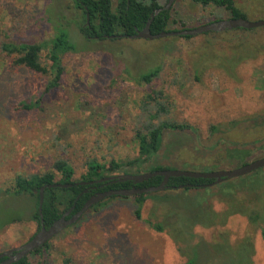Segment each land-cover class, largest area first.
<instances>
[{"label": "rangeland", "instance_id": "1", "mask_svg": "<svg viewBox=\"0 0 264 264\" xmlns=\"http://www.w3.org/2000/svg\"><path fill=\"white\" fill-rule=\"evenodd\" d=\"M234 2L247 19H264V0ZM231 17L224 6L174 0L167 29ZM83 18L74 0H0V252L39 228L36 197L12 192L18 175L54 170L59 180L54 163L65 159L79 180L90 159L134 158L135 130L150 114L197 130H167L148 167L210 172L264 157V26L87 39ZM62 30L76 51L62 55L64 72L50 89L55 72L16 65L18 54L2 49L50 42ZM50 47L41 54L48 67ZM154 68L151 82L140 79ZM138 206L134 196H109L27 257L35 264H182L196 256L199 264H264L261 225L250 220L264 224V167L206 187L152 192L141 218ZM147 220L166 222L171 233Z\"/></svg>", "mask_w": 264, "mask_h": 264}, {"label": "trees", "instance_id": "2", "mask_svg": "<svg viewBox=\"0 0 264 264\" xmlns=\"http://www.w3.org/2000/svg\"><path fill=\"white\" fill-rule=\"evenodd\" d=\"M76 6L83 11L84 22L79 26L80 31L87 39L99 38L106 39V35H121V37H128V35L136 33L137 29H143L150 19L155 9L163 7L165 1L160 0H74ZM203 5H217L224 6L228 9L232 17H246V14L235 5L234 0H195ZM89 12L90 22L87 23L86 15ZM170 19V10H163L157 14L152 23V33H160L163 30H168L167 26ZM220 20V19H218ZM189 28V27H188ZM186 29V28H184ZM68 31L62 30L60 34L55 35L51 41H44L40 43H14L4 42L2 49L9 55L18 54L15 59L16 65L24 66L34 72L46 74L49 71L55 72L54 79L49 83L48 88L55 87L64 72L62 65V55L67 51H76L75 44L69 40ZM119 37V38H121ZM183 37L189 38L190 35ZM110 39H118L110 38ZM48 57L50 66H46L41 61V54L43 49L49 47ZM160 68H154L149 72L141 75L140 79L145 82H151L159 75ZM28 106V105H25ZM159 115L150 114V118L142 123L141 127L135 130V139L138 144V155L134 158L117 161L112 159L109 163H101L97 159H90L87 161V170L82 175L81 179L75 180L73 178L75 170L65 159H58L54 163V169L61 175L59 180H56V172L49 170L43 173H33L31 175H18L15 179L13 193L16 195H27L28 197H36V207L32 218L38 221L40 225L39 213V199L40 189L44 185L52 183H72L71 187H54L46 188L44 192L43 215L45 227L51 225L54 221L61 218L63 213L74 206L75 211L80 210L86 201L95 194L94 190H88V184H82V181L98 180L106 176L121 175L125 173L140 174L148 171H155L158 169H170L167 166L155 165L148 167L151 160L156 157L161 149L164 134L167 130H184L192 129L196 132V128L188 123H177L168 120H156ZM145 169V170H144ZM163 180V176L157 175L142 183H134L132 180L117 181L109 184L103 188H98V192H103L111 189L131 188L135 187H149L158 186ZM213 179L191 178L186 176L170 177L168 185L169 188L175 187L178 190H189L191 188L206 187ZM78 183V184H76ZM192 184L191 187L179 188L180 185ZM99 185V184H94ZM152 192L131 195L135 197V201L139 204L135 213L138 218H141V204ZM123 196V195H114ZM113 197V196H112ZM127 197V196H123ZM104 200V199H103ZM102 201V200H101ZM100 201V202H101ZM96 203L92 207L98 205ZM91 207V208H92ZM87 211V210H86ZM259 217L255 215L250 216L252 223L261 225V234L264 240V224L258 223ZM149 225L158 232H170L171 225L166 222H154L147 220ZM37 233V232H36ZM182 235L181 233L179 234ZM186 235L192 237L193 234L189 231ZM35 234L29 239L31 240ZM185 237V236H184ZM187 237V238H188ZM183 238V235H182ZM28 240V241H29ZM40 249H35L38 252ZM201 263V262H200ZM11 264H35L29 260L27 256L11 263ZM182 264H199L197 256L189 258Z\"/></svg>", "mask_w": 264, "mask_h": 264}, {"label": "water", "instance_id": "3", "mask_svg": "<svg viewBox=\"0 0 264 264\" xmlns=\"http://www.w3.org/2000/svg\"><path fill=\"white\" fill-rule=\"evenodd\" d=\"M174 0H169L168 3L162 7L157 8L154 13L151 14L150 19L147 21V24L143 29H137L136 33L128 35L130 38H144V39H157L163 38L167 36H184V35H199L209 31H225L229 29H235L237 27L253 29L255 27L264 26V19L251 21L246 17H231L226 19L215 20L212 22H208L202 25H198L193 28H186L181 30H163L160 33H152L151 31V23L154 17L159 14L162 10H167L170 8ZM87 23L90 22V14L89 12L86 15ZM107 38H116L121 37V35H106ZM264 167V157L256 159L250 163H246L243 166L233 169V170H221V171H210V172H200V171H193V170H183V169H158L155 171H148L140 174H133V173H125L121 175H112L106 176L98 180L92 181H82V184H93L102 181L109 180L110 182H117V181H127L132 180L134 183H142L147 181L148 179L161 175L163 176L162 182L158 186H149V187H131V188H121V189H111L106 190L103 192H97L92 195L84 204V206L75 214L74 217L71 219H66L65 216H62L59 220H56L54 224L50 228L45 227L44 223V215H43V203H44V192L45 189L54 188V187H71L72 183H52L50 185H44L40 189V199H39V213H40V225L41 229L35 236L29 240L27 243L22 245L19 248H15L12 250H8L5 252L0 253V258L4 256L10 255V253L14 250H19L16 255L10 256L7 260L0 264H11L25 256L31 251L41 247L44 245L49 239L53 236L58 234L64 227L73 223L79 216H81L86 210L90 209L93 205L100 202L101 200L113 196V195H123V196H131V195H138L148 192H155L169 188L168 182L170 177L173 176H186L191 178H204V179H214L212 183L209 185H213L218 182H222L228 178L241 176L244 174H248L253 172L257 169ZM78 184V183H76ZM191 187L192 184L187 185H180L179 188L183 187ZM175 188V187H173Z\"/></svg>", "mask_w": 264, "mask_h": 264}, {"label": "flooded vegetation", "instance_id": "4", "mask_svg": "<svg viewBox=\"0 0 264 264\" xmlns=\"http://www.w3.org/2000/svg\"><path fill=\"white\" fill-rule=\"evenodd\" d=\"M168 1L169 0H166L165 1V4L163 5V7L168 3ZM174 4V2L172 3V5ZM172 5L170 6V8L169 9H167V10H170L171 8H172ZM160 8H162V7H160ZM156 10V9H155ZM163 11V10H162ZM214 181V179L213 180H211V182L210 183H212ZM112 183H115V182H112ZM94 184H99V185H94ZM109 184H111V182L109 181V180H106V181H102V182H98V183H93V184H89L90 186L88 187V189H87V191L88 190H94L95 191V193H97L98 192V188H103V187H105V186H108ZM202 186L203 185H209V183L208 184H201ZM79 211V210H78ZM77 210L75 211V208H74V206H72L71 208H69V209H67L64 213H63V215L62 216H65V218L66 219H71L72 217H74L75 216V214H77V212H78ZM61 216V217H62ZM80 217V216H79ZM59 220V219H58ZM55 222V221H54ZM54 222L51 224V225H49L48 227H46V228H50L53 224H54ZM41 229V228H40ZM39 229V230H40ZM39 230L37 231V233L39 232ZM36 234V233H35ZM19 247H21V246H19ZM19 247H15V248H19ZM15 248H11V249H9V250H12V249H15ZM8 251V250H7ZM2 252H5V251H2ZM2 252H0V253H2ZM19 252V250H14V251H12L11 253H10V255H8V256H4V257H2V258H0V263H2V262H4L5 260H7L10 256H13V255H16L17 253Z\"/></svg>", "mask_w": 264, "mask_h": 264}]
</instances>
